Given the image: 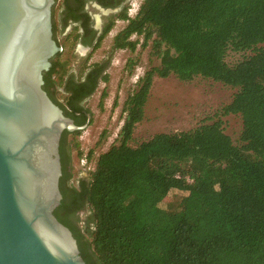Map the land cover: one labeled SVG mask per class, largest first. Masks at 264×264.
<instances>
[{"label": "trees", "instance_id": "16d2710c", "mask_svg": "<svg viewBox=\"0 0 264 264\" xmlns=\"http://www.w3.org/2000/svg\"><path fill=\"white\" fill-rule=\"evenodd\" d=\"M118 20L128 23L112 51L135 52L140 41L132 36L143 37L141 46L151 42L159 64L127 97L119 136L87 179L76 181L73 172L81 131L64 132L62 200L54 215L87 264H264V0H144L134 17L125 12ZM68 62L53 60L43 88L61 108L81 111L73 103L78 90L66 86ZM108 65L81 63L86 98L108 82ZM170 77L209 80L235 93L193 129L135 137L154 81ZM230 115L242 121L238 142L223 127ZM78 155L91 162L94 150ZM174 190L186 195L162 209ZM82 211L86 217H76Z\"/></svg>", "mask_w": 264, "mask_h": 264}, {"label": "water", "instance_id": "95a60500", "mask_svg": "<svg viewBox=\"0 0 264 264\" xmlns=\"http://www.w3.org/2000/svg\"><path fill=\"white\" fill-rule=\"evenodd\" d=\"M55 0H0V264H87L54 215L62 194L59 152L77 126L44 90L61 48Z\"/></svg>", "mask_w": 264, "mask_h": 264}, {"label": "rangeland", "instance_id": "374dc122", "mask_svg": "<svg viewBox=\"0 0 264 264\" xmlns=\"http://www.w3.org/2000/svg\"><path fill=\"white\" fill-rule=\"evenodd\" d=\"M143 1L131 0L129 17H134L137 14ZM127 23L123 20L115 22L114 27L91 60V63H98L104 57H109L106 60L109 61L106 72L109 80L100 82L95 93L85 103L89 110L90 123L75 138L79 146L72 151L73 172L76 181L89 177V173L95 168L98 155L107 151L119 136L126 117L123 107L127 97L136 89L139 78L152 66L159 64L157 57L152 55L151 42L145 48L141 46L143 37L132 36L131 39L140 41L135 52L130 50L112 51L114 37L126 27ZM67 48L68 51L63 54L62 60L69 61V69L78 70L80 64L70 59L73 45L68 43ZM104 92L107 97L102 100ZM234 93V89L209 80L183 83L175 77L156 79L145 108L146 118L138 126L135 137L142 139L162 132L193 129L228 105L232 101ZM223 121L226 133L235 142H238L242 130L241 119L238 116L230 115L223 118ZM104 131H106V137L102 140ZM69 141L74 142V138L70 136ZM92 149L94 158L91 162H88L86 158H79V152H83L86 157ZM185 195L184 192L172 191L161 204L162 209H168L170 203L178 205ZM86 215L87 212H84L82 218H85Z\"/></svg>", "mask_w": 264, "mask_h": 264}, {"label": "flooded vegetation", "instance_id": "af4514ba", "mask_svg": "<svg viewBox=\"0 0 264 264\" xmlns=\"http://www.w3.org/2000/svg\"><path fill=\"white\" fill-rule=\"evenodd\" d=\"M130 2L131 0H55L52 9V37L61 50L50 59V68L54 59L63 56L68 51V43L73 45V53L70 59L80 64L78 67L85 60H89V65L95 64L91 63V60L94 53L99 49L96 47L99 44L101 45L110 33L105 34L106 28L112 21H118V17L122 14L129 12ZM108 58V56L104 57L98 63H105ZM66 77L67 89L75 92L78 90L79 96L74 98L73 103L80 107L81 111H72L68 106L66 109L62 107V110L77 126H84L87 122L90 123V118L88 109L85 106L88 98L85 97V89L82 88L79 82L80 69L75 71L70 69ZM83 77H86V74ZM81 80L85 82L84 78ZM62 91L64 92V88H62ZM50 92L53 95V88H50ZM47 94L49 95V93ZM49 97L51 98L50 95ZM84 117L87 120L84 121ZM63 134L60 140L59 152ZM83 213L84 211L78 212L76 217H82Z\"/></svg>", "mask_w": 264, "mask_h": 264}]
</instances>
